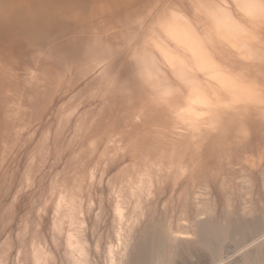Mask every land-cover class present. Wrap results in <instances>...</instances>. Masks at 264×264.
Returning a JSON list of instances; mask_svg holds the SVG:
<instances>
[{"label": "rangeland", "instance_id": "1", "mask_svg": "<svg viewBox=\"0 0 264 264\" xmlns=\"http://www.w3.org/2000/svg\"><path fill=\"white\" fill-rule=\"evenodd\" d=\"M208 2L234 14L232 0ZM116 28L113 45L126 43L120 55H13V63L0 57L12 79L0 86V264H75L67 239L74 232L83 236L90 264L109 257L129 264L149 243L137 231L146 226L161 236L146 244L151 264H164L168 236L194 220L207 221L220 264H264V116L255 114V133L242 146L231 138L211 147L194 140L198 130L176 127L163 104L181 98L165 94L171 90L163 73L147 56L126 64L143 35ZM233 122L217 129L235 137L242 122ZM200 172L205 179L195 177Z\"/></svg>", "mask_w": 264, "mask_h": 264}, {"label": "bare ground", "instance_id": "2", "mask_svg": "<svg viewBox=\"0 0 264 264\" xmlns=\"http://www.w3.org/2000/svg\"><path fill=\"white\" fill-rule=\"evenodd\" d=\"M232 3L234 14L232 10L228 14L216 12L208 0H0V57L10 59L13 63V55L69 53L85 57L92 53H104L108 56L119 54L126 44L125 39H116L114 45L112 40L115 39L117 24L124 25V34L140 31V35H143L133 44L131 55L136 58L126 64L134 62L139 65V57L144 59L147 56L163 73L162 83L171 90L164 91L165 94L171 99L181 96L179 100L175 99L173 105L166 99L162 100L176 116V127H188L191 132L198 130L194 135L188 132L194 140L210 145L209 147L216 140L228 138L238 143L240 141L242 146L243 140L255 133L257 126H253L251 122L255 114L261 113L264 116V60L260 59V56L264 57V0H232ZM34 12H38V15L33 16ZM135 17H142L146 21L141 19L129 23ZM238 25L244 28L238 29ZM5 68L0 63V86L2 82L8 85L12 83V79L7 78ZM4 84L2 86L7 85ZM147 85L146 83L145 86ZM4 100L0 93V105ZM235 118L242 122L235 137L234 133L228 134L217 129L221 124H234ZM199 137L206 140L202 141ZM196 146L198 145L195 148ZM262 174L264 180V169ZM203 176L202 172L195 175L197 178L201 177L200 180ZM201 188L204 190L207 187L204 188L203 183ZM139 189L141 187L138 185L136 190L131 191L138 193ZM197 199L200 200V197ZM140 201L141 199L138 204ZM144 210L141 207L137 215L143 217ZM203 214V208L196 212L197 216ZM141 222L139 221V226ZM206 223L207 221L194 220L185 229L168 236L172 242L166 243L168 246L164 251V264H220V259L215 256L211 246V229L209 232ZM146 228L147 226L143 229L145 233L137 228V231H141L142 241L147 240L156 245L160 232H155V229L147 234L150 232ZM74 233L73 236H67L71 246L69 250L72 248V262L90 264L83 236ZM75 238L79 241L76 242ZM126 241L128 239L125 238ZM75 242L77 245L72 247ZM149 243L144 242L131 253L135 259L129 264H151L152 258L147 248L149 245H146ZM113 258L109 257L106 263L119 264L121 259L118 258L119 261L116 262Z\"/></svg>", "mask_w": 264, "mask_h": 264}, {"label": "clouds", "instance_id": "3", "mask_svg": "<svg viewBox=\"0 0 264 264\" xmlns=\"http://www.w3.org/2000/svg\"><path fill=\"white\" fill-rule=\"evenodd\" d=\"M60 11H63V10H60ZM32 15L36 16V15H38V12H34V13H32Z\"/></svg>", "mask_w": 264, "mask_h": 264}]
</instances>
